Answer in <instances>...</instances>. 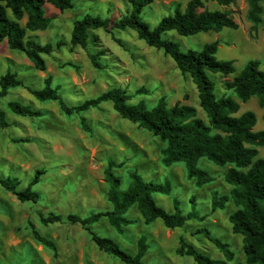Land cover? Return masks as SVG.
Returning <instances> with one entry per match:
<instances>
[{"label": "rangeland", "instance_id": "obj_1", "mask_svg": "<svg viewBox=\"0 0 264 264\" xmlns=\"http://www.w3.org/2000/svg\"><path fill=\"white\" fill-rule=\"evenodd\" d=\"M187 1L152 0L144 7L141 16L154 27L161 17L172 13L176 5L184 8ZM202 1L208 9L229 10L238 27L188 36L168 31L163 37L177 42L183 51L200 50L205 43L217 40L216 57L233 61L235 72L231 77L250 59L259 60L260 69L264 71V29L259 26L257 32L251 30V23L246 18V1L234 0L227 6L214 0ZM260 1L264 21V0ZM72 2L73 7L64 11L45 3V14L51 17L49 26L27 32L41 44L63 42L50 54H43L45 70L35 69L22 52L11 50L5 41H0V76L7 70L16 71L35 88H41L45 79L49 78L50 86L58 87L69 107L109 88L120 87L131 95L128 101L131 104L143 100L150 108L163 96L168 106L176 102L191 105L196 109L197 117L207 121L190 77L182 74L161 50L139 39L135 31L115 30L111 35L103 29H96L90 31L85 48L70 43L75 19L87 12L102 17H118L130 8L127 0ZM24 22L25 18L21 24ZM113 36L122 43L116 42ZM96 52H101L98 58L102 68L95 67L89 58L90 53ZM209 77L214 82L218 97L230 96L239 103L235 116L250 110L256 115L253 129L264 130V107L258 104L255 96L241 102L231 89L224 87V78L220 74L209 72ZM140 88H145L147 93H136ZM11 100L27 104L40 111L41 115H16L7 107ZM0 108L9 121V126L0 127V174L17 177L22 189L36 169H45L39 182L33 186L39 195L36 202H20L0 186V264H124L100 251L80 224L63 221L45 225L39 219L40 212H53L63 217L69 213L87 216L110 208L108 183L104 179V169L109 160L121 163L113 171L121 179L122 189L128 186L132 171H137L145 180H168L171 192L153 193L156 204L173 211V199L177 198L183 213L195 209L200 218L189 219L184 226L169 229L160 219L145 224L134 205L125 214L131 223L123 227V232L118 233L105 218L94 223L92 231L114 239L130 253L136 251L138 238L146 237L149 245L143 258L146 264H196L190 256L175 252L180 237L194 243L210 257L223 259L221 252L197 232L199 228L206 227L213 235L229 243L234 261H244L241 236L233 233L228 221L230 212L235 208L233 203L227 202L222 209L211 207L214 193L226 194L231 188L224 180V173L230 164L220 166L205 157L199 158L197 166L207 170L213 180L197 186L193 179L188 178L183 162L171 166L162 163L165 142L119 116L110 102L67 115L58 101H39L26 88L15 87L0 99ZM82 117L89 130L81 126ZM23 139L28 141H21ZM258 156L264 158V145L258 147ZM32 227L55 243L56 254L34 239Z\"/></svg>", "mask_w": 264, "mask_h": 264}, {"label": "trees", "instance_id": "obj_2", "mask_svg": "<svg viewBox=\"0 0 264 264\" xmlns=\"http://www.w3.org/2000/svg\"><path fill=\"white\" fill-rule=\"evenodd\" d=\"M219 5L227 6L234 0H214ZM247 5L246 18L251 23V30L257 32L259 26L264 29L262 19L263 8L260 0H245ZM130 8L118 17H102L99 14L85 13L72 23L70 43L85 48L89 43L91 30L103 29L113 35L115 30L131 29L136 36L148 46L161 50L169 56L179 71L190 77L195 85L199 106L204 111L207 121L197 117L196 109L187 104L174 103L168 106L163 96L159 97L152 107H147L143 100L129 103L131 95L120 87L109 88L95 97L85 99L69 107L58 91V87L50 86V79L46 78L41 88L27 84L18 72L7 70L0 76V99L7 95L8 90L24 87L39 101L55 100L61 110L69 115L81 113L90 108H97L102 102H110L115 112L122 118L136 123L139 127L149 131L165 142L162 149V163L171 166L176 162H183L188 178L193 179L197 186H203L213 180L211 174L197 166V161L205 157L217 165L230 164L224 173V180L231 186L226 194L212 195V209H222L231 201L234 210L230 212L228 221L233 233L241 236L244 261H234V252L229 243L222 241L206 227L197 232L217 248L223 259H214L202 251L194 243L179 238V245L175 252L179 255L190 256L196 264H264V158L258 156V147L264 145V130H254L256 115L246 110L238 116L239 103L230 96L218 97L215 85L209 77L210 73H218L224 78V87L231 89L241 102H246L252 96L258 104L264 107V71L260 69V61L250 59L233 77L235 72L232 60H221L216 57L219 42L214 40L205 43L200 50L188 49L183 51L180 45L172 39L163 37L168 31H175L178 35L188 36L199 32L219 31L222 28L238 27L229 10L208 9L202 0H188L181 8L176 5L172 13L164 15L158 23L151 27L141 16L145 6L152 0H127ZM50 3L59 11L71 9L72 0H0V41H5L8 48L22 52L37 70L46 68L43 54H50L63 44L46 42L41 44L34 37L28 36V31L43 30L51 22V17L44 11V4ZM25 18L24 24L21 21ZM114 40L121 44L120 39ZM101 52L90 53L91 63L102 68L99 61ZM136 93H147L145 88ZM8 109L20 116H39L41 112L32 109L27 104L11 100ZM80 124L89 130L85 119ZM9 126L4 110L0 108V127ZM21 141H28L23 139ZM113 160L107 162L104 169V179L108 183L107 199L111 207L92 212L87 216L69 213L65 217L61 214L49 212L39 213L40 221L47 225L55 222L67 221L80 224L90 235L96 247L124 264H146L143 258L148 250L146 237L140 236L136 243V251L130 253L123 249L114 239L98 235L92 231V225L102 218L118 233L123 227L131 223L125 216L130 207L136 206L145 224L160 219L166 228L174 229L184 226L189 219L200 216L195 209L183 213L179 208V200L173 199V211H167L158 206L153 193L169 194L171 184L168 180L156 182L145 180L137 172L129 174L130 182L125 189L121 188V179L113 168L119 167ZM45 169H36L28 184L20 189V180L15 176L0 174V186L12 193L20 202H36L39 195L33 189L41 178ZM193 201V198H191ZM32 234L36 241L56 254L55 243L40 235L32 227Z\"/></svg>", "mask_w": 264, "mask_h": 264}]
</instances>
